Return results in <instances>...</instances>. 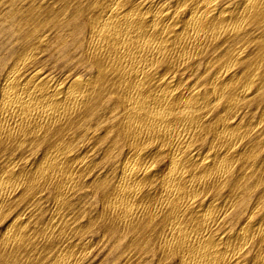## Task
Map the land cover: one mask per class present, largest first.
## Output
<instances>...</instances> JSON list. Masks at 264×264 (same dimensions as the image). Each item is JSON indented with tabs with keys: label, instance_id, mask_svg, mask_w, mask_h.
<instances>
[{
	"label": "bare ground",
	"instance_id": "bare-ground-1",
	"mask_svg": "<svg viewBox=\"0 0 264 264\" xmlns=\"http://www.w3.org/2000/svg\"><path fill=\"white\" fill-rule=\"evenodd\" d=\"M10 1L17 18L5 21L35 46L0 84V223L21 209L0 264H42L31 251L69 232L44 259L75 264L92 247L72 201L85 187L100 190L109 228L143 233L160 262L264 264V0ZM67 11L87 75L32 67L40 30L63 28ZM99 126L113 175L85 160L95 147L74 149Z\"/></svg>",
	"mask_w": 264,
	"mask_h": 264
},
{
	"label": "rangeland",
	"instance_id": "rangeland-1",
	"mask_svg": "<svg viewBox=\"0 0 264 264\" xmlns=\"http://www.w3.org/2000/svg\"><path fill=\"white\" fill-rule=\"evenodd\" d=\"M20 1H22L23 7H25V5L27 6L30 5L31 1H34L32 2L34 6L39 5V4L45 6L48 3L52 2V1L50 2V0H47L48 2H46V0H20ZM59 6H60L59 3L55 4L56 8H58ZM11 10H12V2L10 0H0V84L2 82V77L4 75V72L6 71L7 66L10 64V61H12L11 57L18 54L21 50L25 48L26 43H29L27 42L28 40L22 38L23 33L20 32L19 26L16 23V20L12 22L5 21V18H7V15L14 17V19L17 18V15L15 13H12ZM65 20L66 22L64 21V23L68 25L66 26L65 24L64 26V23H63L64 27L61 29H64L66 27L64 29V32L58 26H57L58 28L56 26L53 28L52 27L50 28L49 26H47V25H50L51 23H47L46 25L43 26V28L41 27L42 29L40 30V33L47 34L46 35L47 40L43 45L35 49L36 57L33 59V61L34 60L36 61L32 67L37 66V67L43 68L45 71L50 72L52 75L58 76L63 73V70H64L63 66L68 65L70 68H74L77 74L87 75L89 73V70L87 66L84 65L85 62L83 61V59H81L82 57L80 56L78 50L74 46V43H75V41H73L74 37L69 36V34H72L73 32L69 31L67 27L68 26L72 27L74 25V20L72 17V13L70 11L66 12ZM60 25L61 24H59V26ZM32 41L33 40H31L29 43L31 44L30 48L32 47V45L35 46V44H32ZM30 64H28L27 66L29 67ZM94 123L95 121H90L89 125H93ZM90 128H91L90 126H87L85 129V132L83 131L85 133V136L87 135L88 131H90ZM104 130H105V126H101V127L99 126L95 134L85 141H82L83 134H81L80 137L77 134L78 136L76 138V141L79 144L75 145L74 149H76V152L80 153L79 155H81L87 149H90L91 147L92 148L95 147V149L93 150L91 149L94 155L92 154H90L89 156L84 155L85 160L89 159L93 163L98 162V166L101 169L103 175L105 174V172H107V174L113 175V172H112V169H110V166H108V164L101 159L103 149L106 148V143L104 139L105 137H103ZM116 153L118 154V156H116V158L118 159V161L116 162L117 163L116 165H119L118 164L119 161L121 162V160L122 161L125 160V155H124L125 153L124 152H122L121 154L118 152ZM92 158H95V160ZM1 159H0V162L2 163L0 164H3L5 160L4 158H1ZM21 164L22 163H20V165ZM94 190L92 189V187H85L82 189V191L79 194L72 197L73 199L72 201L74 202L73 207L75 209H80L79 211L82 210L83 211L82 213L84 214V218H81V219L79 218L77 220V223H80L81 225H83L82 237L86 238V240H89L90 242L92 241L91 242L92 247L88 249L89 251L87 250V251L78 253L73 256V257L75 256L77 257L79 255L78 258H75L77 259L75 264H177L178 263L175 260H164L160 262L159 256L156 252H154L153 247L149 243L145 244L142 241L143 233H141L139 238L137 237V239L135 240L131 234L123 230L124 228H121L119 225L118 226L114 225L109 228L107 223L104 221L105 217L100 218L101 212H104L100 209L101 208V192L99 189H94ZM15 210H17V212L21 211L19 207H16L14 211H12L7 216L8 218H6L2 223H0V237H1V234L5 231L7 221H9L10 218L14 217ZM46 214H47L46 212H43L37 216L39 217L40 222L45 219ZM27 215L28 214H25L23 216L26 217ZM91 215L92 217L90 218L89 216ZM83 219L85 222L83 221ZM82 223H85L86 226ZM40 225L41 224L39 223V226ZM102 235H104V237ZM40 237H41V234L37 235L36 239L38 240ZM74 238H75V234L73 232H69L63 237L57 236V238L55 239L56 240L55 246H52L44 250H41L43 247L42 244L39 245L38 243L37 249L32 250L31 251L32 253H30V256L34 262H37V261L41 262L43 260L42 264H51L47 259H44V257L49 256L50 254L52 255L56 253L57 244L59 243L60 245L64 243L65 242V241L63 242L64 239L70 240ZM125 249H126V252H125ZM63 252H65V250ZM33 253H37V254L33 255ZM141 260H143V262ZM16 263L21 264L23 263V261H19ZM16 263L15 262L12 263L11 261H9L7 264H16Z\"/></svg>",
	"mask_w": 264,
	"mask_h": 264
}]
</instances>
